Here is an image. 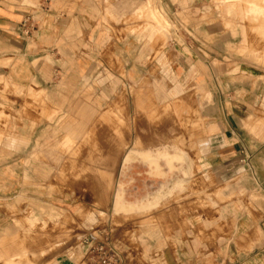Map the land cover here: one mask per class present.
Wrapping results in <instances>:
<instances>
[{"label":"rangeland","instance_id":"1","mask_svg":"<svg viewBox=\"0 0 264 264\" xmlns=\"http://www.w3.org/2000/svg\"><path fill=\"white\" fill-rule=\"evenodd\" d=\"M134 1L123 20L113 21L128 24L131 59L142 64V74H131L112 104L88 91L47 116L44 144L29 149L31 183L23 180L17 195L0 206L10 216L0 233V264H52L59 257L87 264L82 240L137 247L155 230L156 212L182 205L187 195L207 197L212 185L201 144L215 130L210 117L221 95L235 85L259 87L249 122L264 134V0ZM86 102L81 125L77 110ZM5 109L2 103L0 124ZM172 146L186 150L187 174L166 169L163 160L161 174L153 176L138 157L117 170L128 149L137 154ZM224 189L231 197L232 188ZM117 195L130 211L112 210ZM128 252L132 261L139 258L137 249ZM142 259L154 264L153 256Z\"/></svg>","mask_w":264,"mask_h":264},{"label":"crops","instance_id":"2","mask_svg":"<svg viewBox=\"0 0 264 264\" xmlns=\"http://www.w3.org/2000/svg\"><path fill=\"white\" fill-rule=\"evenodd\" d=\"M133 4L134 0H0V113L2 103L8 105L0 124V206L17 195L23 180L31 183L29 149L44 144L50 132L48 115L64 111L88 91L102 104H112L114 91L128 88L131 74H142V64L131 59L128 24L113 21L123 20ZM258 88L248 83L224 91L217 115L210 117L209 126L215 130L201 144L202 166L212 185L207 197L187 195L182 205L156 212L155 230L144 233L137 247L105 239L102 243L118 264H150L143 255L153 256L154 264H264V134L253 131L249 122L258 105ZM155 90L162 98L160 87ZM87 104L80 103L77 110L81 125ZM71 126L68 122L64 129ZM167 152L182 154L172 170L187 174L186 150L172 146ZM129 153L128 149L121 160ZM121 160L120 172L132 162ZM227 184L231 197L224 189ZM8 217L0 209V233ZM90 239L78 245L87 264H93L90 249L96 244ZM132 249L138 250L134 261L129 258ZM52 264L75 261L59 257Z\"/></svg>","mask_w":264,"mask_h":264},{"label":"bare ground","instance_id":"3","mask_svg":"<svg viewBox=\"0 0 264 264\" xmlns=\"http://www.w3.org/2000/svg\"><path fill=\"white\" fill-rule=\"evenodd\" d=\"M140 158L143 162H145L147 165H149L150 167H154V169L152 170V175H159L161 174L159 172V166H158V160L159 159H163L165 161V164L168 168V170H172L174 168V162H180L183 160L182 158V154H180L179 152H174V154H169L167 152V148L165 147H161L158 149H149L145 152H138L137 154L134 152L133 153H129L128 155H125L124 159L121 160V163L124 162L126 163V161L128 160H134L135 158ZM120 197L117 195L116 198H114L113 200V211L116 212H122V211H130L131 207L126 206L125 204H122L119 202ZM139 208V207H137Z\"/></svg>","mask_w":264,"mask_h":264},{"label":"built area","instance_id":"4","mask_svg":"<svg viewBox=\"0 0 264 264\" xmlns=\"http://www.w3.org/2000/svg\"><path fill=\"white\" fill-rule=\"evenodd\" d=\"M85 243L88 240L84 241ZM91 259L93 264H118V259L105 243L93 244L90 249Z\"/></svg>","mask_w":264,"mask_h":264}]
</instances>
